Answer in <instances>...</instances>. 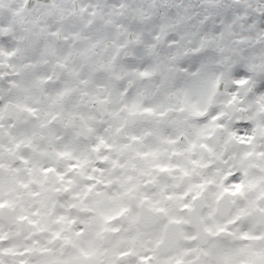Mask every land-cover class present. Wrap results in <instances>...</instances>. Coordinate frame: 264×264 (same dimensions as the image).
Returning a JSON list of instances; mask_svg holds the SVG:
<instances>
[{
    "label": "snow or ice",
    "instance_id": "6c2138e0",
    "mask_svg": "<svg viewBox=\"0 0 264 264\" xmlns=\"http://www.w3.org/2000/svg\"><path fill=\"white\" fill-rule=\"evenodd\" d=\"M0 264H264V0H0Z\"/></svg>",
    "mask_w": 264,
    "mask_h": 264
}]
</instances>
